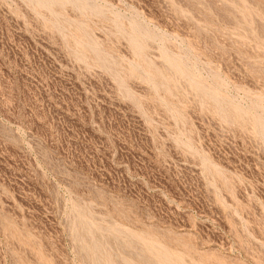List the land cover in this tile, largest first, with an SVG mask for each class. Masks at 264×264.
I'll list each match as a JSON object with an SVG mask.
<instances>
[{"label":"rangeland","instance_id":"obj_1","mask_svg":"<svg viewBox=\"0 0 264 264\" xmlns=\"http://www.w3.org/2000/svg\"><path fill=\"white\" fill-rule=\"evenodd\" d=\"M109 259L264 264V0H0V264Z\"/></svg>","mask_w":264,"mask_h":264},{"label":"bare ground","instance_id":"obj_2","mask_svg":"<svg viewBox=\"0 0 264 264\" xmlns=\"http://www.w3.org/2000/svg\"><path fill=\"white\" fill-rule=\"evenodd\" d=\"M133 28H134V27H133ZM134 29H135V28H134ZM134 29H133V30H134ZM136 29H137V28H136ZM137 31H138V30H137ZM166 55H167V54H166ZM167 56L169 57V55H167ZM171 62H172V61H171ZM179 70H180V69H179ZM179 70H178V71H179ZM207 94H208V93H207ZM211 97H213V96H211ZM216 98H217V97H216ZM256 123H257V122H256ZM257 124H258V123H257ZM260 125H261V124H260ZM262 131H263V130H262ZM82 222H83V221H82ZM80 223H81V222H79V224H80ZM86 223L88 224V222H86ZM86 223L84 222L85 226H86ZM81 225H82V223H81ZM83 226H84V225H83ZM89 226L92 227V225H89ZM89 226L87 225L86 227H89ZM93 227H94V226H93ZM89 228H90V227H89ZM87 229H88V228H86V231H87ZM119 229H120V228H119ZM89 230H90V231H93V229H89ZM115 230H116V229H115ZM117 230H118V229H117ZM94 231H95V230H94ZM112 231H113V230H112ZM120 231H122V230H119L118 233H119ZM101 232H102V231H101ZM114 232H115V231H114ZM122 232H123V231H122ZM122 232H120L118 235H121ZM91 233H92V232H91ZM93 233H94V232H93ZM115 233L117 234V231H116ZM86 234H87V232H86ZM129 234H130V233H129ZM122 235H124V234H122ZM131 235H132V234H130V236H131ZM89 236H90V234H89ZM92 236H93V235H92ZM130 236H129V237H130ZM137 236L139 237L140 235L135 234V237H137ZM95 237H96V236H95ZM126 237H127V234H126ZM131 237H132V236H131ZM141 237H142V236H141ZM91 239H92V237H91ZM91 239H90V241H91ZM94 239H96V238H94ZM141 239H143V237H142ZM130 240H131V239H130ZM138 240H139V239H138ZM93 241H95V240H93ZM97 241H98V240H97ZM97 241H96V242H97ZM128 241H129V240H128ZM144 241H145V239L143 240V243H144ZM147 241H148V240H147ZM131 242H132V241H131ZM145 242H146V241H145ZM148 242H149V241H148ZM148 242H147V244H148ZM91 243H92V244H95V243H93V242H91ZM91 243H90V244H91ZM97 243H98V242H97ZM151 243H152V241H151ZM85 244H86V243H85ZM87 244H89V243H87ZM92 244H91V245H92ZM101 244H102V243H101ZM101 244H100V245H101ZM152 244H153V245H157V244H155V243H152ZM82 245H84V244H82ZM100 245L98 244V246H100ZM149 245H150V243H149ZM158 245H159V244H158ZM85 246H87V248L89 247L88 245H85ZM85 246H84V247H85ZM92 246H93V245H92ZM96 246H97V245H96ZM96 246H94V247H96ZM98 246H97V247H98ZM143 246H144V244H143ZM147 246H148V245H147ZM160 246H161V244H160ZM84 247H83V248H84ZM97 247H96V248H97ZM145 247H146V246H145ZM145 247H144V248H145ZM148 247H150V246H148ZM148 247H146V248H148ZM153 247H154V246H153ZM157 247H159V246H157ZM85 248H86V247H85ZM89 248H90V249H89ZM89 248L87 249V252H88L89 250L92 249L91 246H90ZM96 248H95V249L93 248V249L95 250V255L93 256V258L96 256V253H97V252H96ZM151 248H152V247H151ZM160 248H161V247H160ZM160 248H158V249H160ZM102 249H104V248H102ZM154 249L157 250V248H155V247H154ZM98 250H99V247H98ZM100 250H101V247H100ZM152 250H153V248H152ZM162 250H164L163 247H162ZM103 251H104V250H102V252H103ZM147 251H148V250H147ZM149 251H151V249H149ZM154 251H155V250H154ZM157 251H159V250H157ZM157 251H156L155 254H154L155 256L158 254ZM90 252H91V251H90ZM92 252H93V251H92ZM92 252H91V253H92ZM99 252H100V251H99ZM99 252H98V253H99ZM102 252H101V253H102ZM164 252H166V250H165ZM164 252H163V253H164ZM88 253H89V252H88ZM151 253H153V252H151ZM156 253H157V254H156ZM159 253H162V251H161V252L159 251ZM163 253H162V255H163ZM89 254H90V253H89ZM91 255H92V254H91ZM98 255H99V254H98ZM98 255H97V256H98ZM101 255L103 256L104 254H101ZM162 255H157V256L161 258ZM99 256H100V255H99ZM99 256H98V257H99ZM106 256L109 257L107 254H106ZM164 256H166V255H164ZM164 256H163V259L165 258ZM98 257H96V258H98ZM107 257H106V259H107ZM149 257H150V256H149ZM151 257H152V255H151ZM167 257H168V256H167ZM99 258H100L99 260H103V258H102V259H101V257H99ZM104 258H105V256H104ZM123 258H124V257H123ZM126 258H127V257H126ZM140 258H141V257H140ZM143 258H144V257H143ZM153 258L155 259V257H152V259H153ZM171 258H172V257H171ZM124 259H125V258H124ZM141 259H142V258H141ZM144 259H145V258H144ZM107 260H108V259H107ZM111 260H112V259H111ZM122 260H123V259H122ZM127 260H128V259H127ZM127 260H126V261H127ZM145 260H146V259H145ZM157 260H158V259L156 258L155 262H156ZM159 260H160V259H159ZM159 260H158V261H159ZM161 260H162V259H161ZM104 261H105V260H104ZM112 261H113V260H112ZM112 261H110V259H109V262H110L109 264H111ZM129 261H130V260H129ZM158 261H157V262H158ZM162 261H163V260H162ZM172 261H173V259H171V262H172ZM94 262H95V261H94ZM98 262H101V261H98ZM127 262H128V261H127ZM132 262H133V261H132ZM160 262H161V261H160ZM174 262H175V261H173L172 263L174 264ZM96 263H97V260H96ZM104 263H105V262H104ZM129 263H130V262H128V264H129ZM165 263H166V262H165ZM165 263H164V264H165ZM168 263H169V262H168ZM100 264H101V263H100ZM113 264H114V263H113ZM130 264H131V263H130ZM132 264H134V263H132ZM158 264H160V263H158ZM161 264H163V263H161ZM169 264H171V263H169ZM179 264H180V263H179Z\"/></svg>","mask_w":264,"mask_h":264}]
</instances>
